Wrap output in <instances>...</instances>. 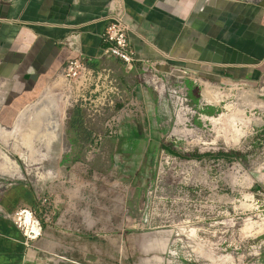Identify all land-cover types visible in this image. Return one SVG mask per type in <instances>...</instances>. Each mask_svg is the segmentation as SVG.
Returning a JSON list of instances; mask_svg holds the SVG:
<instances>
[{"label": "rangeland", "instance_id": "obj_1", "mask_svg": "<svg viewBox=\"0 0 264 264\" xmlns=\"http://www.w3.org/2000/svg\"><path fill=\"white\" fill-rule=\"evenodd\" d=\"M208 1L226 0L182 6L202 14ZM115 76L81 90L61 71L12 102L27 85L0 72V113L16 112L2 127L49 99L60 121L49 148L0 140V264H264V85L141 65ZM231 151L243 155L219 156ZM51 228L69 242L56 255L40 246Z\"/></svg>", "mask_w": 264, "mask_h": 264}, {"label": "crops", "instance_id": "obj_2", "mask_svg": "<svg viewBox=\"0 0 264 264\" xmlns=\"http://www.w3.org/2000/svg\"><path fill=\"white\" fill-rule=\"evenodd\" d=\"M111 1L0 0V72L27 85L12 102L36 90L59 74L68 60L79 56L63 43L70 36L89 57L90 66L124 74L121 61L99 57ZM177 2L179 10L170 8L172 0H122L125 19L132 27L130 41L139 58L155 62L157 71L176 77L187 72L227 85H264V0H226L218 10L215 1H208L202 14L184 9L188 0ZM12 102L1 109L0 120L6 125L16 113L10 109ZM62 162L73 163L67 158ZM65 233L51 228L40 241L41 249L61 253L69 245ZM81 239V234L74 236L80 254Z\"/></svg>", "mask_w": 264, "mask_h": 264}, {"label": "built area", "instance_id": "obj_3", "mask_svg": "<svg viewBox=\"0 0 264 264\" xmlns=\"http://www.w3.org/2000/svg\"><path fill=\"white\" fill-rule=\"evenodd\" d=\"M132 27L125 19V9L122 0H113L109 4L108 14L106 16V27L102 35L103 47L99 57L101 59H117L121 61L127 72H132L137 65L143 66L148 71H157L156 63L141 59L133 48L130 41ZM74 37H68L63 43L79 56L67 61L62 73L69 79V82L77 89H86L92 80L105 81L114 87L118 86V79L115 71L110 67L94 68L89 65V57L83 55L74 43ZM98 87V85H97ZM116 90V89H115ZM3 183L0 182V187ZM25 221L30 226L31 239L42 235V226L39 221L32 220L29 216Z\"/></svg>", "mask_w": 264, "mask_h": 264}, {"label": "bare ground", "instance_id": "obj_4", "mask_svg": "<svg viewBox=\"0 0 264 264\" xmlns=\"http://www.w3.org/2000/svg\"><path fill=\"white\" fill-rule=\"evenodd\" d=\"M29 108L31 107H26L24 111L20 113L12 129L4 128L0 125V140L7 142L10 137L18 136L25 147L27 146L29 148H33L35 145L34 143L37 142L41 145H44L46 148H49L53 143L54 137L57 135L56 130L59 127V120L56 118L58 111L56 101L49 99L42 101V103L39 105L34 104V113L32 112L31 116H27L31 114L30 110H27ZM29 150L31 151V149ZM2 157L9 165V171L13 175H17L21 178L22 170L17 161L12 159L9 154H4ZM30 162V166L35 163V161L32 160ZM4 172L5 171H3V173ZM47 174L49 176L52 175L50 171Z\"/></svg>", "mask_w": 264, "mask_h": 264}, {"label": "trees", "instance_id": "obj_5", "mask_svg": "<svg viewBox=\"0 0 264 264\" xmlns=\"http://www.w3.org/2000/svg\"><path fill=\"white\" fill-rule=\"evenodd\" d=\"M78 128V127H76ZM243 153L241 152H235V151H231V152H222V153H219V156H221L222 158H225V159H228V160H231L235 157H239V156H242Z\"/></svg>", "mask_w": 264, "mask_h": 264}]
</instances>
